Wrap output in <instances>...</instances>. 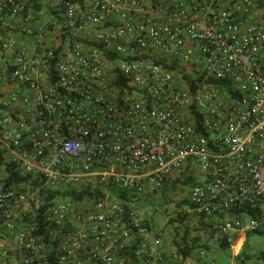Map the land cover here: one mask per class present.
Here are the masks:
<instances>
[{"label": "built area", "instance_id": "1", "mask_svg": "<svg viewBox=\"0 0 264 264\" xmlns=\"http://www.w3.org/2000/svg\"><path fill=\"white\" fill-rule=\"evenodd\" d=\"M177 180L208 234L186 254L139 208ZM252 233L264 0H0V264H264Z\"/></svg>", "mask_w": 264, "mask_h": 264}, {"label": "rangeland", "instance_id": "2", "mask_svg": "<svg viewBox=\"0 0 264 264\" xmlns=\"http://www.w3.org/2000/svg\"><path fill=\"white\" fill-rule=\"evenodd\" d=\"M187 192L189 186H186L180 180L175 181L166 194L155 196L154 198L144 199V204L139 205V208L145 209L147 215L153 216L155 225L161 228L165 235V240L172 245H176V241H182L186 231H189L187 239L192 240L195 237H204L208 235L203 228L195 227L198 220L197 212L185 201L187 200ZM173 221V222H171ZM235 249L221 251L214 250L218 260L230 264L232 261L231 253ZM244 250L251 257H258L264 253V234L252 233L247 236V242L244 245Z\"/></svg>", "mask_w": 264, "mask_h": 264}, {"label": "trees", "instance_id": "3", "mask_svg": "<svg viewBox=\"0 0 264 264\" xmlns=\"http://www.w3.org/2000/svg\"><path fill=\"white\" fill-rule=\"evenodd\" d=\"M41 7V6H39ZM118 81H120L121 83H124L126 84L127 83V79L123 76H119L118 78ZM191 85H193V82L192 81H189ZM226 85L223 84V90L224 91H227L228 88L225 87ZM11 175L9 177V179L7 180L8 183H11V182H24V181H31V179L27 176H23L21 175L20 173H18L16 170L12 169L10 171ZM33 183H38L39 181L38 180H33L32 181ZM43 192H45V196H46V203H45V208L49 207L55 198H57V196L59 195V192L57 191H51L50 189L48 188H45L43 187ZM113 192L114 194H112V197L113 198H128L127 194L125 191L119 189V188H114L113 189ZM64 196H73L75 199H82L84 196L83 193H80V194H69V193H65ZM93 196V195H91ZM96 197H98L96 195ZM187 204H189L193 209H194V205L190 204L187 200L185 201ZM173 222V221H171ZM44 230V224L42 222V217L40 218V229L38 230L39 232H42ZM189 235V231H186V233L184 234L183 238H182V241H176V247L178 248L179 251H182L184 254H186L190 249L194 248V245L196 242H198L197 239H194L192 241H189L188 242V239H187V236ZM185 243V244H183ZM227 243L226 242H223L222 241V249H219L221 251H225V250H228L230 248L229 245H226ZM54 255H55V252L52 253L51 255V258L53 257L54 258ZM239 258L241 259H249L251 258L250 254L246 252V250L243 249V251L240 253V255L237 257V259L239 260ZM50 264H56L55 261H53L52 263Z\"/></svg>", "mask_w": 264, "mask_h": 264}, {"label": "crops", "instance_id": "4", "mask_svg": "<svg viewBox=\"0 0 264 264\" xmlns=\"http://www.w3.org/2000/svg\"><path fill=\"white\" fill-rule=\"evenodd\" d=\"M53 17H52V12L51 11H48V9H47V13L45 14V16H44V18L42 19L43 21L42 22H47V21H49L50 19H52ZM208 237V235H206V236H202V237H197L196 239L199 241L200 239L201 240H205L206 238ZM164 241H165V248H166V250L168 251V252H172V251H174L175 250V248H176V245H172L171 246V244H169L166 240H165V236H164ZM170 264H175V262H172V263H170Z\"/></svg>", "mask_w": 264, "mask_h": 264}, {"label": "bare ground", "instance_id": "5", "mask_svg": "<svg viewBox=\"0 0 264 264\" xmlns=\"http://www.w3.org/2000/svg\"><path fill=\"white\" fill-rule=\"evenodd\" d=\"M240 245H241V241L238 242V244H237V248H238Z\"/></svg>", "mask_w": 264, "mask_h": 264}]
</instances>
